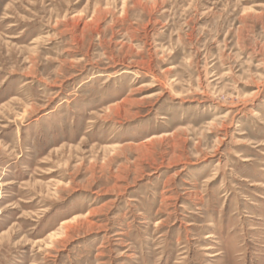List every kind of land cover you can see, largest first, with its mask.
Listing matches in <instances>:
<instances>
[{"label":"rangeland","instance_id":"374dc122","mask_svg":"<svg viewBox=\"0 0 264 264\" xmlns=\"http://www.w3.org/2000/svg\"><path fill=\"white\" fill-rule=\"evenodd\" d=\"M0 264H264V0H0Z\"/></svg>","mask_w":264,"mask_h":264},{"label":"bare ground","instance_id":"6f19581e","mask_svg":"<svg viewBox=\"0 0 264 264\" xmlns=\"http://www.w3.org/2000/svg\"><path fill=\"white\" fill-rule=\"evenodd\" d=\"M67 222V221H66ZM66 222H63L62 224L64 225Z\"/></svg>","mask_w":264,"mask_h":264}]
</instances>
